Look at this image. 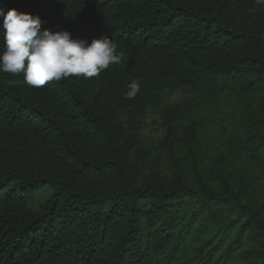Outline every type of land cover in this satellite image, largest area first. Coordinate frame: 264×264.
Wrapping results in <instances>:
<instances>
[{
    "label": "trees",
    "instance_id": "trees-1",
    "mask_svg": "<svg viewBox=\"0 0 264 264\" xmlns=\"http://www.w3.org/2000/svg\"><path fill=\"white\" fill-rule=\"evenodd\" d=\"M13 7L106 35L121 61L41 88L0 72V264H264V200L249 196L264 186V4L0 0ZM176 90L188 102L167 106ZM148 113L166 168L148 159Z\"/></svg>",
    "mask_w": 264,
    "mask_h": 264
},
{
    "label": "clouds",
    "instance_id": "clouds-1",
    "mask_svg": "<svg viewBox=\"0 0 264 264\" xmlns=\"http://www.w3.org/2000/svg\"><path fill=\"white\" fill-rule=\"evenodd\" d=\"M256 2L264 4V0ZM0 16V72L23 74V82L31 87L41 88L70 76L96 77L121 61L117 44L106 35L89 42L73 38L64 29L49 31L41 27L39 16L14 7ZM18 83L8 80L13 86ZM127 88L125 98L134 100L140 92L139 79H133Z\"/></svg>",
    "mask_w": 264,
    "mask_h": 264
},
{
    "label": "rangeland",
    "instance_id": "rangeland-1",
    "mask_svg": "<svg viewBox=\"0 0 264 264\" xmlns=\"http://www.w3.org/2000/svg\"><path fill=\"white\" fill-rule=\"evenodd\" d=\"M188 100L189 95L185 91L176 90L169 94L166 100V105L174 106L179 103L185 104ZM215 126V124L210 125L209 129L211 133L201 131V136H199L198 139V147L200 150H205L208 147L212 148V144L216 143L214 142L217 140V128ZM143 134L146 147H148L149 150L148 159L150 164L159 165L163 168L170 165V159L168 158L166 151L158 148L159 140L162 136L161 120L158 117H155L152 113H148L144 119ZM249 196L255 202H262L264 200V186L258 185L252 187L249 191Z\"/></svg>",
    "mask_w": 264,
    "mask_h": 264
}]
</instances>
